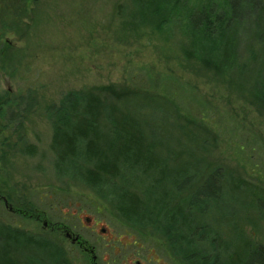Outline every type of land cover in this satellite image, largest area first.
<instances>
[{
  "label": "rangeland",
  "instance_id": "rangeland-1",
  "mask_svg": "<svg viewBox=\"0 0 264 264\" xmlns=\"http://www.w3.org/2000/svg\"><path fill=\"white\" fill-rule=\"evenodd\" d=\"M258 1L264 7V0ZM247 6L235 25L228 17L230 0H176L180 11L171 17L168 0H0V94L7 93L20 110L32 105L22 122L16 117L7 129L8 112L0 117V197L18 209L9 212L0 200V223L43 238L67 264H90V259L64 238V226L95 244L108 264H135V259L142 264H227L245 244L264 245V218L250 203L230 197L226 188L196 210L200 226L190 234L171 229V239L162 231L176 198L189 199L187 176L210 164L225 171V180L240 178L264 191V102L255 96L264 23ZM201 11H213L207 15L210 22L226 12L224 27L234 25L226 32L235 48L225 69L217 65L218 35L202 34ZM161 82L177 87L172 105L178 111L138 105L149 119L146 129L157 134L162 126L173 138L188 140L187 147H180L197 152L201 158L193 162L202 167L191 163L181 178L171 173L156 197L148 194V186L159 178L158 171L127 167L103 178L99 187L82 180L93 167L83 158L56 171L48 108L69 92L96 85H131L162 95ZM26 145L33 146L32 153H24ZM110 184L148 201L144 218L134 223L119 214L121 191ZM163 196L167 202L157 209ZM26 203L33 209L24 210ZM111 235L117 241L109 242ZM126 240L141 246L134 259L127 257L133 246L123 249ZM47 254L39 252L42 259Z\"/></svg>",
  "mask_w": 264,
  "mask_h": 264
},
{
  "label": "trees",
  "instance_id": "trees-1",
  "mask_svg": "<svg viewBox=\"0 0 264 264\" xmlns=\"http://www.w3.org/2000/svg\"><path fill=\"white\" fill-rule=\"evenodd\" d=\"M168 5L166 12L170 14V17L173 14L178 15L180 10L176 9V0H168ZM247 5H252L251 11H255L256 18H260L264 23V7L258 0H230L231 13L228 17H231V20L234 19L236 25L241 12L247 10L245 9ZM12 11L16 12L15 9ZM212 13L213 11L208 13L201 11L199 26H206L202 34L215 33L218 35L221 54L217 65L225 69L233 61L235 44L232 43L230 34H226L233 23L224 27L223 20L226 12L220 16L219 20L210 22L207 15ZM211 17L213 18V15ZM262 65V71L259 72L261 76L257 78L260 83L256 81L258 89H256L255 96L264 102V57ZM161 84L164 91L162 95L145 93V90L131 85H96L69 92L60 99L57 105L48 108L47 112L54 126L51 149L55 155L56 171H61L68 163L83 158L91 162L93 167L85 170L82 175L80 174L82 180L95 187L102 184L103 178L116 177L121 169L127 167L158 171L160 179L151 181L148 186V194L155 197L161 194V190L163 192L164 179L167 180V176H171V173L181 178L185 173L184 169H188L191 163H195L193 161H199L201 156L197 152L191 153L182 149L180 145L187 147L188 140L183 142L182 137L173 138L162 126L157 134L151 132L152 130H147L149 119L147 120L138 112L140 104H158L163 108L165 105L174 113L178 111L175 110L178 107L172 105L173 95L178 91L177 87L175 88L170 82L168 84L161 82ZM9 98L7 93L6 95L0 94V117L2 118L8 112L6 123L3 124L4 129L9 128L10 123L16 121V117H20L18 122H22L27 110L32 106L28 103L20 110L19 103L11 102ZM202 115L204 116V113ZM202 118L200 120H203ZM182 136L185 135L182 134ZM32 150L33 146L26 145L24 153L30 154ZM195 164L202 167L198 162ZM193 173L189 174L190 176L188 175L186 179L189 199L176 198L178 202L174 204V212L169 217L173 216L167 217L166 224L164 223L166 226L162 230L165 231L163 233L165 237L171 236L172 239L171 229L179 231L178 229L185 228L190 234L193 227L200 226V215L196 213V210L217 200L225 188L230 197L250 203L264 218V191L240 178L231 177L230 180H225L227 175L225 171L211 164ZM208 178L210 183L207 181ZM199 182H203L206 189L204 192H200V187L197 186ZM110 185L114 191H121L120 201L117 204L119 214L134 223L144 218L148 201L142 200L134 193L126 194L115 184ZM149 202L155 201L149 199ZM166 202L163 196V200L157 204V209L164 207L163 204ZM26 204L24 210L33 209V204ZM153 205L154 203H151V206ZM195 215L197 219L194 218ZM45 251L49 255L47 254L42 259L39 252ZM54 251L43 238L19 227L13 228L0 223V264H67L60 255L58 256L57 251ZM227 264H264V245L251 242L245 244L242 251L231 256Z\"/></svg>",
  "mask_w": 264,
  "mask_h": 264
},
{
  "label": "flooded vegetation",
  "instance_id": "flooded-vegetation-1",
  "mask_svg": "<svg viewBox=\"0 0 264 264\" xmlns=\"http://www.w3.org/2000/svg\"><path fill=\"white\" fill-rule=\"evenodd\" d=\"M0 200L2 202V204L4 205V207L9 211V212H12V213H15L16 214L18 213V209L17 211L15 209H13L11 206H9L7 204V201L3 198V197H0ZM30 218V217H29ZM86 220L90 221V218H86ZM46 224L48 225V222L46 221ZM45 224V225H46ZM44 225V226H45ZM92 226H89V228H91ZM87 228V227H86ZM96 228L95 227H92V229ZM91 229V232L95 233L96 230H92ZM60 231L61 233L63 234L64 238L67 239V240H70V242L76 246H78V248L84 252L87 257L90 259V264H100V263H105V264H108V261L104 262V255L101 254L99 251H98V247L95 245V244H90L87 240H82L81 236L77 233H74L71 229L67 228L66 226L64 227H61L60 228ZM107 232L106 228H101V234H102V238H103V235H105ZM96 235L99 237V235L97 234L96 232ZM109 239V240H108ZM107 240L110 242H115L117 241V239L114 237L109 236ZM127 241V240H126ZM129 246H133L134 249H133V252L132 254L128 255L127 257H130V258H133L134 259V256L136 257V255H138V248H141V246L139 245V242H137L136 240H132V242H126L125 244H123V249H125L126 247H129ZM149 252V251H148ZM117 254H120V252H117ZM125 257V258H127ZM132 259V261H133ZM114 261V260H113ZM131 261V263H132ZM134 263L135 264H142L140 261H138L137 259L134 260Z\"/></svg>",
  "mask_w": 264,
  "mask_h": 264
},
{
  "label": "water",
  "instance_id": "water-1",
  "mask_svg": "<svg viewBox=\"0 0 264 264\" xmlns=\"http://www.w3.org/2000/svg\"><path fill=\"white\" fill-rule=\"evenodd\" d=\"M44 225H45V223H44Z\"/></svg>",
  "mask_w": 264,
  "mask_h": 264
}]
</instances>
